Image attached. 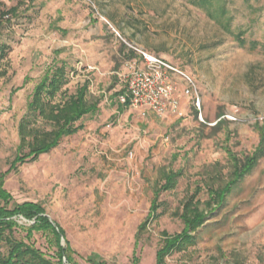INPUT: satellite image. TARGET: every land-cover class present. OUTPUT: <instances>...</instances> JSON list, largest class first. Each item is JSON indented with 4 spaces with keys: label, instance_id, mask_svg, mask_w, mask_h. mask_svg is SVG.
Listing matches in <instances>:
<instances>
[{
    "label": "rangeland",
    "instance_id": "obj_1",
    "mask_svg": "<svg viewBox=\"0 0 264 264\" xmlns=\"http://www.w3.org/2000/svg\"><path fill=\"white\" fill-rule=\"evenodd\" d=\"M0 22V45L9 47L0 62V173L18 153V123L49 67H66L57 100L88 82L87 100L99 108L81 120L82 130L10 171L3 188L15 203L44 209L64 231L61 245L69 244L74 264H90V255L101 264H156L161 233L183 229L184 202L196 193L206 211L208 188L228 180L225 149L242 160L259 143L264 0H0ZM122 43L172 68L178 112L121 106L118 74L133 62L144 66L138 52L136 61L123 59ZM183 75L193 95L183 94ZM169 172L179 173L175 187L155 199ZM152 205L157 217L141 231ZM193 235L194 246L165 264H264V156ZM31 240L54 251L41 234Z\"/></svg>",
    "mask_w": 264,
    "mask_h": 264
},
{
    "label": "trees",
    "instance_id": "obj_2",
    "mask_svg": "<svg viewBox=\"0 0 264 264\" xmlns=\"http://www.w3.org/2000/svg\"><path fill=\"white\" fill-rule=\"evenodd\" d=\"M6 14H2L4 18ZM1 28V22H0ZM9 52L7 45H0V62ZM121 55L126 61L135 60L137 54L131 48L122 43ZM67 84V72L64 64L52 66L46 69L37 83L34 85L30 100L26 106L25 115L18 123V153L10 164L9 169L0 173V264H74L73 251L64 239V231L56 224L49 221L44 214V209L36 203H15L12 196L3 188L6 175L18 166L35 162L42 154H46L56 148L60 141L67 136H72L83 129L81 120L85 116H94L98 113V103L87 100L88 82L79 86L75 93L64 95L61 100L57 97ZM125 92L124 88L117 93L119 98ZM128 107L127 103L121 104ZM40 122V125H38ZM224 121L219 120L214 130L222 127ZM259 134V143L249 154L239 160L228 148L225 153L231 165L228 180L216 188H208L209 208L204 211L199 209L197 194H192L183 204L180 218L183 229L180 233L169 236L162 232V243L155 254L156 264H165V258L170 254L185 252L195 244L193 235L205 222V219L215 211L230 193L232 187L248 174L264 156V122L255 125ZM179 176L177 172H169L163 175V184L155 189V199L161 192L172 190ZM157 205L151 206L147 220L139 226L143 230L148 219H154ZM21 216L27 221H32L29 226L19 225L14 218ZM20 234H24L21 236ZM34 234H41L45 238L48 249L54 251L50 255L38 249L31 240ZM90 264H101L96 261L95 255L86 258Z\"/></svg>",
    "mask_w": 264,
    "mask_h": 264
},
{
    "label": "built area",
    "instance_id": "obj_3",
    "mask_svg": "<svg viewBox=\"0 0 264 264\" xmlns=\"http://www.w3.org/2000/svg\"><path fill=\"white\" fill-rule=\"evenodd\" d=\"M142 57L143 67H136L130 63L124 73L118 74L125 82V92L118 98L119 103H127L128 107L136 111H151L156 115L166 112H178V102L174 96L175 89L167 80V74L172 68L161 59L148 55L129 46ZM185 89L183 94L190 96L194 86L192 79L183 75ZM193 104L199 108V98L195 95Z\"/></svg>",
    "mask_w": 264,
    "mask_h": 264
},
{
    "label": "water",
    "instance_id": "obj_4",
    "mask_svg": "<svg viewBox=\"0 0 264 264\" xmlns=\"http://www.w3.org/2000/svg\"><path fill=\"white\" fill-rule=\"evenodd\" d=\"M51 223L53 224V226L55 227V224L51 221Z\"/></svg>",
    "mask_w": 264,
    "mask_h": 264
},
{
    "label": "crops",
    "instance_id": "obj_5",
    "mask_svg": "<svg viewBox=\"0 0 264 264\" xmlns=\"http://www.w3.org/2000/svg\"><path fill=\"white\" fill-rule=\"evenodd\" d=\"M136 61V60H135ZM130 111V110H129ZM129 114H131V111H130V113Z\"/></svg>",
    "mask_w": 264,
    "mask_h": 264
}]
</instances>
